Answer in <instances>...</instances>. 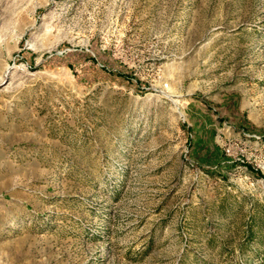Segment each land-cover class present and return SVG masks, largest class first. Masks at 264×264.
I'll return each instance as SVG.
<instances>
[{
  "label": "rangeland",
  "instance_id": "rangeland-1",
  "mask_svg": "<svg viewBox=\"0 0 264 264\" xmlns=\"http://www.w3.org/2000/svg\"><path fill=\"white\" fill-rule=\"evenodd\" d=\"M0 264H264V0H0Z\"/></svg>",
  "mask_w": 264,
  "mask_h": 264
}]
</instances>
